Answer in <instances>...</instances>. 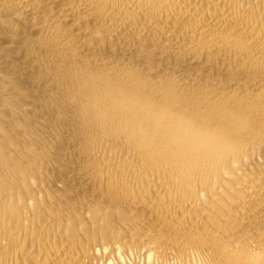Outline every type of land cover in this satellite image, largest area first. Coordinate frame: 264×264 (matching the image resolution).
I'll return each instance as SVG.
<instances>
[{"label": "bare ground", "instance_id": "6f19581e", "mask_svg": "<svg viewBox=\"0 0 264 264\" xmlns=\"http://www.w3.org/2000/svg\"><path fill=\"white\" fill-rule=\"evenodd\" d=\"M0 264H264V0H0Z\"/></svg>", "mask_w": 264, "mask_h": 264}]
</instances>
